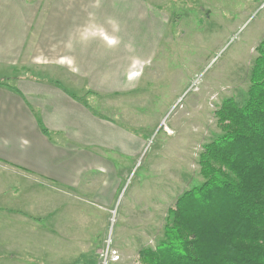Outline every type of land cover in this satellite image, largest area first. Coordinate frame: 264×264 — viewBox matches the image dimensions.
Wrapping results in <instances>:
<instances>
[{
	"label": "crops",
	"instance_id": "0c3cea01",
	"mask_svg": "<svg viewBox=\"0 0 264 264\" xmlns=\"http://www.w3.org/2000/svg\"><path fill=\"white\" fill-rule=\"evenodd\" d=\"M162 19L147 0H0V264H52L73 198L113 204L114 159L142 141L85 99L134 90Z\"/></svg>",
	"mask_w": 264,
	"mask_h": 264
},
{
	"label": "rangeland",
	"instance_id": "374dc122",
	"mask_svg": "<svg viewBox=\"0 0 264 264\" xmlns=\"http://www.w3.org/2000/svg\"><path fill=\"white\" fill-rule=\"evenodd\" d=\"M147 1L165 24L152 62L128 94L101 106L85 99L142 145L134 158L114 159L120 188L104 213L90 200L72 199L68 238H55L52 264H144L140 254L163 240L168 210L203 181L198 158L221 134L219 106L246 98L264 39V0Z\"/></svg>",
	"mask_w": 264,
	"mask_h": 264
},
{
	"label": "trees",
	"instance_id": "16d2710c",
	"mask_svg": "<svg viewBox=\"0 0 264 264\" xmlns=\"http://www.w3.org/2000/svg\"><path fill=\"white\" fill-rule=\"evenodd\" d=\"M256 54L243 103L219 106L221 134L198 158L202 183L168 210L144 264H264V39Z\"/></svg>",
	"mask_w": 264,
	"mask_h": 264
}]
</instances>
